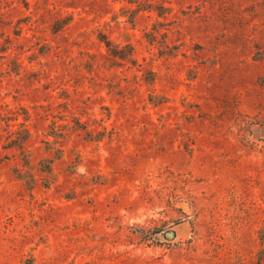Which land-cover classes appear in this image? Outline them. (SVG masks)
Here are the masks:
<instances>
[{
    "label": "rangeland",
    "instance_id": "rangeland-1",
    "mask_svg": "<svg viewBox=\"0 0 264 264\" xmlns=\"http://www.w3.org/2000/svg\"><path fill=\"white\" fill-rule=\"evenodd\" d=\"M0 264H264V0H0Z\"/></svg>",
    "mask_w": 264,
    "mask_h": 264
},
{
    "label": "trees",
    "instance_id": "trees-1",
    "mask_svg": "<svg viewBox=\"0 0 264 264\" xmlns=\"http://www.w3.org/2000/svg\"><path fill=\"white\" fill-rule=\"evenodd\" d=\"M106 42V45H107V47L115 54V53H117V52H114V50H113V47H112V43L110 42V40H106L105 41ZM118 54V53H117ZM121 57H125V56H122V55H120Z\"/></svg>",
    "mask_w": 264,
    "mask_h": 264
},
{
    "label": "water",
    "instance_id": "water-1",
    "mask_svg": "<svg viewBox=\"0 0 264 264\" xmlns=\"http://www.w3.org/2000/svg\"><path fill=\"white\" fill-rule=\"evenodd\" d=\"M168 236H174L175 235V232L171 231V232H168L167 234Z\"/></svg>",
    "mask_w": 264,
    "mask_h": 264
}]
</instances>
